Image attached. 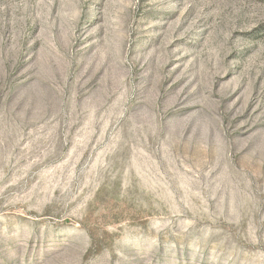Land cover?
<instances>
[{
  "label": "rangeland",
  "instance_id": "obj_1",
  "mask_svg": "<svg viewBox=\"0 0 264 264\" xmlns=\"http://www.w3.org/2000/svg\"><path fill=\"white\" fill-rule=\"evenodd\" d=\"M0 264H264V0H0Z\"/></svg>",
  "mask_w": 264,
  "mask_h": 264
}]
</instances>
